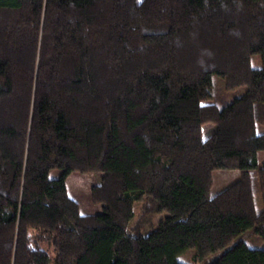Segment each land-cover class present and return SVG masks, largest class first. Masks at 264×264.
I'll list each match as a JSON object with an SVG mask.
<instances>
[{"label": "trees", "instance_id": "1", "mask_svg": "<svg viewBox=\"0 0 264 264\" xmlns=\"http://www.w3.org/2000/svg\"><path fill=\"white\" fill-rule=\"evenodd\" d=\"M259 126L264 0H0V264H264Z\"/></svg>", "mask_w": 264, "mask_h": 264}, {"label": "rangeland", "instance_id": "2", "mask_svg": "<svg viewBox=\"0 0 264 264\" xmlns=\"http://www.w3.org/2000/svg\"><path fill=\"white\" fill-rule=\"evenodd\" d=\"M142 1V0H139ZM251 66L253 68H261L262 60L260 55H254L251 61ZM215 126L213 124H208L203 127V137L207 138L211 132H213ZM258 131L260 134H264V126H259ZM259 163L264 162V151L259 154ZM61 170L53 169L50 171L49 177L51 179H56L60 176ZM103 178V173L92 172L88 174H82L78 171H74L66 180L67 191L69 195L79 203L80 213L83 215L99 214L104 211V205L102 203H96L93 200L92 189L95 185L101 183ZM241 178V172L238 170H215L213 172V185L211 188V196L214 197L237 180ZM257 206L260 208L262 206V201L260 198L257 199ZM167 213L159 215L155 221L158 225L159 222L164 219ZM248 244L252 248H263L264 241L261 238H253L248 241ZM223 251H219L217 254L213 255L209 261L216 259ZM191 254V253H190ZM190 254L184 255L183 260L190 262L188 256ZM192 256V255H191Z\"/></svg>", "mask_w": 264, "mask_h": 264}, {"label": "crops", "instance_id": "3", "mask_svg": "<svg viewBox=\"0 0 264 264\" xmlns=\"http://www.w3.org/2000/svg\"><path fill=\"white\" fill-rule=\"evenodd\" d=\"M259 154H260V152H259ZM259 154H258V159H259V156H260Z\"/></svg>", "mask_w": 264, "mask_h": 264}]
</instances>
